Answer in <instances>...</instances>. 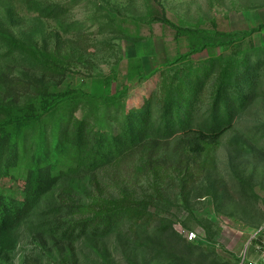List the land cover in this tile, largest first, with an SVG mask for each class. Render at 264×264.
<instances>
[{"label": "rangeland", "instance_id": "374dc122", "mask_svg": "<svg viewBox=\"0 0 264 264\" xmlns=\"http://www.w3.org/2000/svg\"><path fill=\"white\" fill-rule=\"evenodd\" d=\"M41 1L68 10L55 19L25 0H0V28L42 46L56 74L0 58V103L23 105L46 87L110 93L149 76L131 89L128 105L134 108L154 88L162 95L175 73L184 81L205 72L206 107L219 59L264 47V0ZM162 16L202 33L180 32ZM189 137L148 140L94 172L62 180L21 228L16 246L0 250V262L238 264L249 231L264 221V96L255 97L216 141L204 142L202 152L190 150ZM9 185L14 191L15 183ZM53 203L84 206L58 215L64 220L117 212L119 222L106 237L64 241L43 226L56 217ZM137 220H147L161 240L138 244L132 231Z\"/></svg>", "mask_w": 264, "mask_h": 264}, {"label": "trees", "instance_id": "16d2710c", "mask_svg": "<svg viewBox=\"0 0 264 264\" xmlns=\"http://www.w3.org/2000/svg\"><path fill=\"white\" fill-rule=\"evenodd\" d=\"M25 3L39 15L55 19L68 10L62 4L41 0ZM160 20L180 32L202 33L176 26L165 16ZM50 56L34 41L0 28L1 60L28 62L42 74L55 75ZM219 60V79L206 107L202 98L205 72L189 74L184 81L175 73L162 95L154 88L134 108L128 105L131 89L149 76H141L110 93L46 87L37 90L23 105L0 103V250L11 251L16 246L21 228L35 214L43 197L62 180L94 172L148 140L192 134L187 145L196 153L203 151L204 142L216 141L255 97L264 96V47ZM12 182L15 190L7 191ZM83 207L53 203L49 208L56 217L42 222L43 226L64 241L85 236L102 238L116 228L117 212L69 220L58 216L78 213ZM132 228L138 244L161 240L162 234L151 230L147 220H137Z\"/></svg>", "mask_w": 264, "mask_h": 264}, {"label": "built area", "instance_id": "2783aa9c", "mask_svg": "<svg viewBox=\"0 0 264 264\" xmlns=\"http://www.w3.org/2000/svg\"><path fill=\"white\" fill-rule=\"evenodd\" d=\"M195 237L194 232H190L189 239ZM252 246V253L248 257V249ZM238 264H264V221L252 228L248 233L247 240L239 255Z\"/></svg>", "mask_w": 264, "mask_h": 264}]
</instances>
